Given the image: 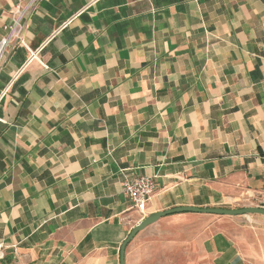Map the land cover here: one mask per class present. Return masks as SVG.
Masks as SVG:
<instances>
[{
    "label": "crops",
    "instance_id": "obj_1",
    "mask_svg": "<svg viewBox=\"0 0 264 264\" xmlns=\"http://www.w3.org/2000/svg\"><path fill=\"white\" fill-rule=\"evenodd\" d=\"M28 1L0 0V38ZM22 25L0 66V264H120L157 211L264 207V0H36ZM141 175L142 215L122 192ZM207 229L195 264H261Z\"/></svg>",
    "mask_w": 264,
    "mask_h": 264
},
{
    "label": "rangeland",
    "instance_id": "obj_2",
    "mask_svg": "<svg viewBox=\"0 0 264 264\" xmlns=\"http://www.w3.org/2000/svg\"><path fill=\"white\" fill-rule=\"evenodd\" d=\"M213 220L226 227L229 233L251 240L253 250L249 255L264 264V217L255 214L228 217L201 214L187 220H158L145 227L129 242L126 250L127 264H195L200 240L209 232L207 226Z\"/></svg>",
    "mask_w": 264,
    "mask_h": 264
},
{
    "label": "built area",
    "instance_id": "obj_3",
    "mask_svg": "<svg viewBox=\"0 0 264 264\" xmlns=\"http://www.w3.org/2000/svg\"><path fill=\"white\" fill-rule=\"evenodd\" d=\"M36 0H29L27 3L17 2L11 10L10 21L4 25L6 33L3 37L0 38V66L3 61V55L6 48L9 46L10 42L13 40L22 41V31L23 25L22 20L26 17L33 9ZM39 49H34V51L29 52V59L27 62L33 60L37 57ZM122 192L124 196L130 200L132 208L139 214H143L146 204L151 197L155 185L152 177L148 175H141L131 179H127L122 184ZM3 257V249L0 243V258Z\"/></svg>",
    "mask_w": 264,
    "mask_h": 264
},
{
    "label": "water",
    "instance_id": "obj_4",
    "mask_svg": "<svg viewBox=\"0 0 264 264\" xmlns=\"http://www.w3.org/2000/svg\"><path fill=\"white\" fill-rule=\"evenodd\" d=\"M187 212H193V213H207V214H213V215H246V214H263L264 215V207H257V206H245L241 208H224V207H201L196 208L192 206H186V207H173L172 209L163 210V211H157L156 213H153L151 215H148L146 217H143L142 220H140L138 223H136L131 229L128 234V236L122 241L121 247H120V255L119 260L120 264H125V250L129 244V242L143 229L151 224H154L160 219L161 217L172 215L173 213H187Z\"/></svg>",
    "mask_w": 264,
    "mask_h": 264
}]
</instances>
